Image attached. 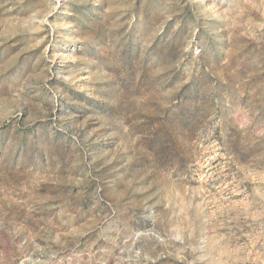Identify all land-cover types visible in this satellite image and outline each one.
<instances>
[{
	"label": "rangeland",
	"instance_id": "1",
	"mask_svg": "<svg viewBox=\"0 0 264 264\" xmlns=\"http://www.w3.org/2000/svg\"><path fill=\"white\" fill-rule=\"evenodd\" d=\"M0 264H264V0H0Z\"/></svg>",
	"mask_w": 264,
	"mask_h": 264
}]
</instances>
